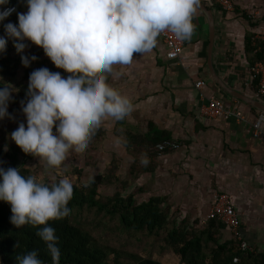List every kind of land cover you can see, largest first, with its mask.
Here are the masks:
<instances>
[{
  "label": "crops",
  "instance_id": "crops-1",
  "mask_svg": "<svg viewBox=\"0 0 264 264\" xmlns=\"http://www.w3.org/2000/svg\"><path fill=\"white\" fill-rule=\"evenodd\" d=\"M231 2L233 11L225 12L212 9L215 3L209 0H199L211 11L215 25L211 67L208 15L196 9L194 33L184 40L178 60H168L165 44L157 37L151 52L134 53L130 64L114 65L107 74V82L131 100L133 110L128 116L120 121L105 118L93 131L88 147L70 151L59 166L49 167L39 157L28 165H40L52 174L64 172L70 178L79 170L86 180L115 168L119 181L110 191L138 193L141 200L162 197L168 216H176L177 226L188 230L203 229L212 195L226 194L240 217L243 241L252 253L264 254V128L258 139L252 129L264 111L238 99L241 95L264 106L247 86L249 63L245 55L246 35H256L264 27V0ZM248 17L259 24L251 27ZM25 43L39 49L30 41ZM198 81L206 83V99H220L229 108L237 107L246 121L203 118L200 108L205 101L196 89ZM22 113L20 110L16 118ZM153 129L166 133L180 148L161 158L147 156L144 148L134 149V142L144 143L141 140ZM145 156L146 165L141 162ZM126 184L128 188L122 189ZM233 239L224 227L221 242Z\"/></svg>",
  "mask_w": 264,
  "mask_h": 264
},
{
  "label": "clouds",
  "instance_id": "clouds-1",
  "mask_svg": "<svg viewBox=\"0 0 264 264\" xmlns=\"http://www.w3.org/2000/svg\"><path fill=\"white\" fill-rule=\"evenodd\" d=\"M8 4L0 0V23L16 11L4 7ZM198 4L199 0H26L27 11L17 14L18 25H4L0 54L13 41L27 68L37 60L23 55L25 41H30L69 75L47 67L30 73L27 100L21 103L26 125L21 122L8 139L49 167L61 165L72 150L86 149L105 118L120 121L133 110L131 100L107 82L113 66L130 64L134 53L151 52L166 30L178 39H190ZM13 92L0 84V120L12 119L8 105ZM141 162L148 163L146 156ZM20 169L0 167V201L11 206L10 222L16 228L43 226L36 234L46 244L52 264H59V237L49 222L69 212L74 183L67 175L43 183L34 175L25 177ZM16 264L45 262L33 249L16 256Z\"/></svg>",
  "mask_w": 264,
  "mask_h": 264
},
{
  "label": "trees",
  "instance_id": "trees-1",
  "mask_svg": "<svg viewBox=\"0 0 264 264\" xmlns=\"http://www.w3.org/2000/svg\"><path fill=\"white\" fill-rule=\"evenodd\" d=\"M4 7H15L16 12L0 23V36L5 35V24L11 22L18 25L17 14L27 10L26 0H9V4ZM214 8L221 9L216 4L212 7ZM245 18L247 19V16ZM248 21L251 27H254L256 23L259 24L258 20L252 23V17H248ZM23 55L29 57L35 55L37 60L33 61L29 67H24L21 63V55L17 54L11 40L8 41L6 52L0 54V84L12 87L16 94L14 100L8 105V112L12 117L9 121L16 118L20 110L22 111L21 103L27 100L26 93L32 71L47 67L53 72H59L50 59L45 57L42 48L35 49L27 44ZM245 55L249 69L255 63L264 60V46L255 40L254 34H247L245 37ZM60 70L62 76L69 75ZM25 118L23 114L21 122L25 120L26 125ZM21 122L17 119L14 127L17 128ZM14 127L10 126V133L15 130ZM8 136H10L9 133ZM140 139L139 137L137 140ZM141 141L144 143L140 144L136 141L134 142L136 147L134 145L129 147L137 150L138 147L144 148L145 154L152 157L150 150L170 139L166 133L153 129ZM6 144L8 151H4ZM34 158L32 155L25 154L15 143L11 144L4 134L0 136V167L5 169L21 167V174L25 177L35 175L36 171L28 165V162L33 161ZM116 171L115 168L109 169L105 175L97 174L89 180L84 179L79 170L72 173L74 178L71 179L75 181L73 182L74 191L69 200L70 210L62 218L49 222L59 237L61 249L59 264H161L149 257L97 243L81 221L84 214L91 211H94L95 217L102 215L103 223L105 218L111 223L116 222L119 234L135 232L148 237H159L161 233H164V248L171 251L181 264H264V254L243 253L234 241L221 242V231L225 226L218 221H208L203 229L188 230L186 226H177L175 219L168 216L166 202L162 197L141 200L136 196L138 193L125 194L122 190L108 192L109 188H113L119 181ZM65 175L68 176V174L63 176ZM61 177L59 175L57 179ZM123 188L127 189L128 184ZM11 215V206L0 201V264H16V256L26 254L33 249L39 251V257L45 264H52L51 254L47 251L46 244L36 234L43 226L25 225L16 228L10 222ZM234 260L237 262L234 263Z\"/></svg>",
  "mask_w": 264,
  "mask_h": 264
},
{
  "label": "built area",
  "instance_id": "built-area-1",
  "mask_svg": "<svg viewBox=\"0 0 264 264\" xmlns=\"http://www.w3.org/2000/svg\"><path fill=\"white\" fill-rule=\"evenodd\" d=\"M218 5L225 12L233 11V4L231 0H209ZM7 8V7H5ZM15 8V7H14ZM3 10V9H2ZM16 12V11H15ZM15 12H13L8 18H10ZM7 18V19H8ZM158 38H160L166 47L167 58L170 61H176L180 58L183 48L184 40L178 39L176 35L170 31L162 32ZM255 40L260 42L264 46V27L259 33L255 35ZM196 89L199 91V97L204 102L201 105L200 115L205 119H217L222 118L224 120L235 119L238 122H245V116L241 110L237 107L229 108L225 103L216 98L206 99L203 92L206 83L204 81H198L196 83ZM247 86L253 90L258 100L263 101L264 99V60L255 63L249 69V75L247 79ZM264 128V112H261L256 118L252 125L253 137L260 138L263 135ZM55 131V129H54ZM180 148V144L176 141H166L158 144L150 150V154L153 158H161L165 153L171 151H177ZM215 220L227 227L233 235V241L243 253H252V248L243 241L240 235L241 220L234 209L228 195L223 193H214L212 195L211 208L206 215L203 222V226L208 221ZM234 263L237 260L233 261Z\"/></svg>",
  "mask_w": 264,
  "mask_h": 264
},
{
  "label": "rangeland",
  "instance_id": "rangeland-1",
  "mask_svg": "<svg viewBox=\"0 0 264 264\" xmlns=\"http://www.w3.org/2000/svg\"><path fill=\"white\" fill-rule=\"evenodd\" d=\"M29 45L34 48V46L30 43ZM15 95V92H13L10 103L14 100ZM22 116L23 114L17 118L20 120V122ZM17 119L14 118L12 121H9V118L6 117L4 120H0V136L4 134L8 139V133L11 134L9 132L10 126L14 127ZM24 121L22 122L24 123ZM9 142L11 144L14 143L10 140ZM29 167L36 171L34 176H36L41 182L51 181L54 177L57 179L59 175L63 176L65 174L64 172L52 174L48 171H45L44 167L40 165H34V163L29 164ZM108 192L114 193V190ZM102 218V215H100V217H95L94 211H91L88 213L86 212L81 219L84 228L91 233V236L100 245H106L107 247L137 254L142 257H149L160 262L161 264H181L180 260L171 251L164 248V233H161L159 237H148L141 233L135 234V232L132 234H127L126 232L119 234L117 232L116 227H118V225L116 222L111 223L107 218H105V222L103 223ZM170 218L175 219L177 224L176 216ZM111 258L112 256L110 259Z\"/></svg>",
  "mask_w": 264,
  "mask_h": 264
},
{
  "label": "water",
  "instance_id": "water-1",
  "mask_svg": "<svg viewBox=\"0 0 264 264\" xmlns=\"http://www.w3.org/2000/svg\"><path fill=\"white\" fill-rule=\"evenodd\" d=\"M196 9H199L208 15V19H209V47H208L209 62H208V65H209V67H211V56H212L214 37H215V25H214V21H213V16H212L211 11L208 10L205 6H203L201 4H198L196 6ZM215 79H216V77H215ZM238 99L245 101L246 103H248L252 107H258V108H260V110L262 109L261 111H264V106L263 107L258 106L255 102L249 101V99L243 98V96H241V95H239Z\"/></svg>",
  "mask_w": 264,
  "mask_h": 264
}]
</instances>
